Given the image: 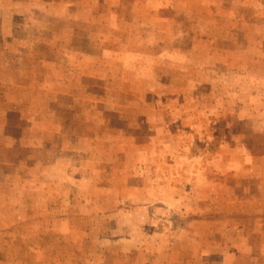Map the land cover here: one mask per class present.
<instances>
[{
	"label": "rangeland",
	"instance_id": "1",
	"mask_svg": "<svg viewBox=\"0 0 264 264\" xmlns=\"http://www.w3.org/2000/svg\"><path fill=\"white\" fill-rule=\"evenodd\" d=\"M39 1L0 38V264H264V0H173L118 56Z\"/></svg>",
	"mask_w": 264,
	"mask_h": 264
},
{
	"label": "crops",
	"instance_id": "2",
	"mask_svg": "<svg viewBox=\"0 0 264 264\" xmlns=\"http://www.w3.org/2000/svg\"><path fill=\"white\" fill-rule=\"evenodd\" d=\"M118 1L42 0L47 10L53 15L52 18L61 20L65 13L67 15L75 14V22L84 26L81 27V30H76L72 27H62V29L58 28L55 31L48 30L49 32L47 35L52 37L61 36L64 38L73 37V43H79V53L94 51L106 54L111 52L112 49H110V46L116 44L123 47L122 51H124V53H128L130 48H135V53L137 52L138 54L149 53L152 49H150V45L145 43L144 40H147V36L158 35L153 32L156 31L155 26L156 20L158 19V13L156 12L158 10L175 12L172 7L174 5L173 0ZM37 3L40 4V1L0 0V38L6 40L13 35L17 37L18 32L14 30V25L16 21H18L17 19L20 18L21 14L27 13L29 8L32 9ZM147 8L149 11L148 14L145 15L144 12ZM171 19L174 20L175 15ZM86 26L89 28H86ZM9 51L10 50H7V52ZM140 65L144 66V64ZM148 67H150V65ZM100 93H98V95H100ZM98 95L95 97V102L100 103L101 99ZM65 147L68 150L67 143ZM228 218L229 217L224 214L209 213L196 216L193 219L203 222H216L224 221ZM182 245V243L178 242V249L181 248ZM216 259L218 260L217 262H215ZM177 261L178 264H224V260L218 255L192 254L187 251L178 253Z\"/></svg>",
	"mask_w": 264,
	"mask_h": 264
},
{
	"label": "trees",
	"instance_id": "3",
	"mask_svg": "<svg viewBox=\"0 0 264 264\" xmlns=\"http://www.w3.org/2000/svg\"><path fill=\"white\" fill-rule=\"evenodd\" d=\"M110 49H112L110 52V54L112 55L118 56L119 54L124 53V51H122L123 47L120 48V46L117 44L110 46ZM140 67L143 68V66H140ZM158 77L156 78V81L161 83V80L164 79L163 78L164 76H162V78L160 76ZM107 94H108L107 92H102V94L99 96L101 99L100 103H97V104L95 103L96 105L95 104H94L95 106L92 105L93 107L91 106L92 108L88 110L89 112H93L96 109V114L99 116L102 115L100 120H102V118H104L105 115L107 116L108 113H111V114H114V116H117V110L113 106L107 104ZM84 112L87 113V111H84ZM122 118H124V116L119 115L118 120H115L112 122L113 127H117L116 124H119Z\"/></svg>",
	"mask_w": 264,
	"mask_h": 264
}]
</instances>
